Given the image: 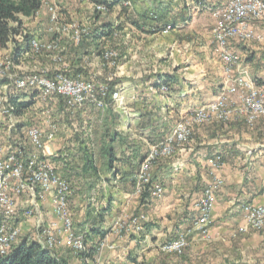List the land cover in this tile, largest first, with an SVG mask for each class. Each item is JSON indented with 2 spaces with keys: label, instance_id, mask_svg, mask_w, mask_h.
<instances>
[{
  "label": "crops",
  "instance_id": "crops-1",
  "mask_svg": "<svg viewBox=\"0 0 264 264\" xmlns=\"http://www.w3.org/2000/svg\"><path fill=\"white\" fill-rule=\"evenodd\" d=\"M226 2L209 0L199 4V0H132L131 6L125 7L126 13L122 16L124 28L133 30L138 40L135 45L137 64L144 67L149 62L150 66L148 72L135 69L132 74L125 65L119 79L126 111H118L119 118L114 128L119 134L116 140H132L123 150L126 154L123 155L130 159L118 167L120 173L129 175L136 172L150 145L158 143L171 132L177 121L192 115L195 109L207 104L223 88L224 65L214 51L211 11ZM43 14L44 11H40V17ZM167 26L171 30L163 33ZM41 29L35 25L29 33L41 37ZM256 31L263 33L264 23H257ZM48 34L52 36L51 40L54 35ZM163 43H166L167 51L180 46H190V49L183 55L178 50L170 51L171 55L164 57L159 54ZM232 48L238 53L249 54L244 65L253 76L259 77L264 63V39L255 40L254 44L236 41ZM159 58L164 61L158 63ZM164 75L172 80H168L172 86L165 93L157 86L159 82L163 84ZM89 107L75 120L86 117L91 112ZM4 126L6 123L0 122V143L8 140L3 132ZM258 130L264 133V119ZM242 131L239 123L226 129L220 125L208 129L197 127L191 143L184 145L183 150L171 159L156 164L152 180L162 184L164 193L160 198H149L145 203H142L141 196L134 194L130 177L121 178V174L111 176L113 168L104 170L103 180L95 178L97 175L87 177L84 186L97 193H93L92 205L87 203L83 206L78 199H70L69 208L72 202L81 204L79 211L70 209L74 231L88 234L92 228L88 214L109 207L103 212L102 230L106 232L120 215L131 217L141 214L145 218L140 233L108 234L100 257L102 264H264V231H239L244 222V207L264 205V142L248 144L244 142ZM18 133L15 126L10 133L13 140L20 139ZM22 143L27 148L30 146L28 142ZM54 145L46 147L50 157L57 154L58 149ZM58 172L67 179L63 172ZM215 177L221 186L215 192L210 221L205 226L210 235L208 239L196 223L201 215L200 204L205 191ZM51 199L52 193H49L42 203L44 226L56 220ZM26 205L22 204V215ZM16 224L21 229V237L27 238L32 233V219L18 216ZM59 230H62L61 226ZM181 232L187 233V255L177 258L161 254L159 246L175 239ZM238 241L246 242L242 245L243 250L238 247ZM88 245L92 246V242ZM52 253L68 264L81 263L63 245L56 246Z\"/></svg>",
  "mask_w": 264,
  "mask_h": 264
},
{
  "label": "built area",
  "instance_id": "built-area-1",
  "mask_svg": "<svg viewBox=\"0 0 264 264\" xmlns=\"http://www.w3.org/2000/svg\"><path fill=\"white\" fill-rule=\"evenodd\" d=\"M120 1L127 7L132 4V0ZM207 2L209 0H199V4ZM110 4L109 2L93 5L98 12H107ZM48 9L50 22L55 29L49 27L47 32L53 33L55 37L45 41L35 35L30 41V50L24 54L25 56L41 53L53 55L59 50L61 37L64 34H71L73 42L79 44L90 32L74 21L61 23L56 6L51 5ZM211 15L214 19L212 31L214 51L224 65L223 88L207 104L195 109L192 115L180 119L168 135L149 147L138 170L132 176L134 194L137 196H141L145 190L153 199L163 195L162 184L152 180L154 165L157 159L169 157L174 154L176 148L185 145L194 124L203 123L212 116L227 119L234 107L237 113H244L249 121L264 115V63L261 75L257 79L243 64L241 55L232 48V43L236 41L264 39V32L256 31V24L264 23V0H227L224 5L212 9ZM170 30L171 27L167 26L163 33H168ZM115 55L116 53L108 51L103 53L106 59ZM9 64L10 62L0 66L8 69L5 66ZM3 69H0V120L7 125L8 140L0 143V258L9 254L13 244L20 237L21 229L16 224V218L22 204H27L23 216L25 219H32L33 222L29 240L37 242L49 251L63 245L80 255L81 260L89 263L90 259L86 257V254L90 246L85 235L77 234L73 227L69 208L70 183L57 171L50 154L46 151L48 143L55 139L56 124L49 121L46 142L43 140V130L37 127L28 128L25 132L30 144L28 149L26 144L20 142V139L13 140L10 135L16 126V115L9 103V98L16 92L37 94L36 97H41L43 100L61 96L69 111H77L86 104L100 110L107 106L108 99L117 107L123 105L124 98L120 87H115L109 95V82L112 79L84 80L80 76H68L61 72L52 75L31 73L18 76L8 74ZM160 91L165 93L168 87L163 84L160 86ZM10 139H12L11 143ZM218 164L219 161L216 162V166ZM220 186V180L215 177L205 191L200 204L201 215L197 221L200 230L210 221L215 192ZM49 193H52V213L56 220L44 226L42 203ZM243 214L245 225L259 228L264 223V205H247L244 207ZM144 218L145 216L141 214L131 217L118 216L95 247L92 263L102 264L100 257L106 247L109 233L117 235L123 232L140 233ZM186 244L187 233L181 232L175 239L163 243L160 250L181 253Z\"/></svg>",
  "mask_w": 264,
  "mask_h": 264
},
{
  "label": "rangeland",
  "instance_id": "rangeland-1",
  "mask_svg": "<svg viewBox=\"0 0 264 264\" xmlns=\"http://www.w3.org/2000/svg\"><path fill=\"white\" fill-rule=\"evenodd\" d=\"M51 5L56 6L61 23H68L70 21H74L77 22L82 28L88 29L89 31L91 28L93 29L102 22L112 21L117 30L114 33L113 36L114 38L112 39V41L106 43L104 52L105 51L113 52L116 53V55L111 56L108 59L104 58L103 54L101 57H98L95 55V47L94 44L92 43L88 46V51H90V53L86 55L84 53V50L80 48L81 44L84 42L86 37L83 38L79 44H76L75 42H73V39H71V34H64L63 37H61V45L59 47V50L55 52V54L53 55H48L46 53L34 54V55L30 54L21 58L18 64H14L10 56L11 50L3 51L0 54V64H5L8 62H10V64L9 66L7 65L5 66L8 67V69H3L1 66L0 69L5 70L6 73L8 74L12 73L18 76H25L31 73L49 75V74H54L56 72L57 73L61 72L65 74L66 72H72L73 70L79 68L81 69L82 72L81 73L83 76L82 79L93 80V81H101V80L104 81L108 79H112L111 81L119 80L122 77L121 73L125 71L124 70L125 65L128 66L127 71H130V73L132 74L133 71H135V69L142 71L143 69H146L145 71L148 72L150 66L149 62H147L146 63L147 66L144 67H142L141 64L140 65L137 64L136 57L138 56V53L135 51L137 49L135 45H136V41L138 40L135 37V33L133 32V30L130 29L128 30L124 28L125 22L123 21L124 19L122 16L124 13H126L125 7L127 6L118 3L109 11L98 13V11L95 9V6L93 5V3L90 2V0H45L42 8L38 12H36L35 15L31 17L22 18L26 32H29V30L33 29L35 25H38L40 26V28H42L41 31L39 32L41 34L40 38L44 39L45 41H49V38H51L52 36L48 34V32L45 33V30L47 31L49 27L54 28V26L50 22V16L48 11L49 10L48 8ZM40 11H44L42 17H40ZM119 27L121 28V30L118 29ZM54 37L55 35L53 36V38ZM254 41H248V42L239 41V43L254 44ZM162 47L163 50L160 51L159 54H162L161 56L164 57L171 55V53L173 52H177L176 50H178L180 54L183 55V53L186 52V50L190 49V46L186 48L180 46V47H176L174 51H172L171 49H168L167 51L165 49L166 43H163ZM170 51L172 52L170 53ZM239 54L241 55L243 64L247 62L246 58L249 57V54L248 53L247 54L239 53ZM146 55L148 57L150 56L149 54ZM162 61H164L163 58L158 59V63ZM171 65H172V61L169 67H171ZM255 78L258 79V77ZM121 84L122 83H119V87ZM33 98H34L33 105L27 108L21 116L16 117L15 119V124L17 122V124L22 123L25 125L23 128H21L20 131H18L19 132L18 137L20 138V142H28L25 141V137H26L25 132L30 127H37L43 130L44 131L43 140L44 142H46V135L49 129L48 124L49 121L50 122L53 121V123L56 124L57 131L55 133L54 141L48 144L49 145L55 144L54 147H57L58 149V151L56 152L67 154L69 156L68 157L69 163L73 167H77L81 165L82 162L80 156L77 155L78 143L77 140L75 139V134L86 133V135H88L87 136L88 146L93 152L97 164L98 177L95 178L103 180L104 170L107 169L106 159L103 152V148L106 145V140L104 139V131L108 130L109 128L108 124L111 123L109 122V120L106 121L104 117L106 116V110L109 108V106H112L114 109L116 108L115 111H117V113L118 111L121 112L126 111V109L124 108L125 103H123L122 106L117 107L114 103L110 102L107 103V106L104 109H100V110L94 109L93 107H89L91 112L86 114V117L77 119L76 121L75 118L79 117L78 114L81 111L85 110V107L88 106L89 104H86L77 111L76 110L69 111L64 109L63 107L61 108L58 100L55 99L43 100L41 99V97L39 98L36 96ZM226 109L229 110V108ZM231 110L232 113L230 114V117L227 119H222L217 116H212L211 118H209V120L203 123L194 124L191 127L192 128L191 134L185 145L192 142L195 129L197 127H204L208 129V127L210 126L220 125L222 129L224 128L226 129V127H229L230 125H233L235 123H239L240 126L243 128L242 132L244 135L243 136L244 142L248 144H252L253 142L255 143L264 142V133L258 130V128L262 125V120L264 119V115H259L258 117H255L252 121H249L244 113H240V114L237 113L238 111L235 107ZM88 117L89 118L91 117L90 119L92 120H90ZM0 122L3 123V120H1ZM4 127H2L3 132L7 134V125ZM261 133L263 136L261 135ZM5 138L7 137L5 136ZM261 138L263 139V141H257V139H261ZM11 142L12 139H10V143ZM129 143L131 144L132 140H129L127 138H124L123 142L120 140H116L113 143L115 154L117 155V158L120 159L114 162V167H116L115 169H118V167L121 164L126 162L127 157L124 156L126 154H124L123 150H125L129 146ZM58 144L60 146H58ZM183 147L184 145L180 148H176L174 154L169 157H161L157 159L154 168L156 164H158L159 162L163 160L171 159L179 150H183ZM28 148H30V146ZM71 178L72 179H68L69 180L68 182L70 183L71 186V195L69 197V203H70V199L75 198L78 199L79 203H81L83 206H86L87 203H90L92 205L93 193H97V191L94 192L93 188H86L84 186L83 182L87 177L81 178V177L73 176ZM95 190H99V189H95ZM79 203H77L76 205L74 204V202H72V207L70 206L71 211L74 212L79 211L81 209L79 208V205H81ZM18 216H20L21 219L24 217L22 215V212H19ZM196 224H197V228L199 229L198 222ZM245 224L246 222L244 221L243 224L239 227V231L242 233H249L252 231L256 233H261L262 231H264V223L259 228L258 227L255 228L252 225L249 224L245 225ZM205 229H206L205 227L202 229V231H204L203 235L205 238L209 239L210 235L208 234V231ZM27 238H29V235L27 236ZM243 244L246 245V242L244 241L242 243L241 241H238V247L241 250H243L242 249ZM160 246H159V252L161 254L170 255L177 258H183L187 255V252L189 250V241L187 238V244L181 253L162 251L160 250ZM70 252L72 253V255H74L75 257L81 260L80 255H77L71 249ZM247 254L249 255V252L245 253L246 256ZM259 258L262 259L261 256H259Z\"/></svg>",
  "mask_w": 264,
  "mask_h": 264
},
{
  "label": "trees",
  "instance_id": "trees-1",
  "mask_svg": "<svg viewBox=\"0 0 264 264\" xmlns=\"http://www.w3.org/2000/svg\"><path fill=\"white\" fill-rule=\"evenodd\" d=\"M44 1L45 0H0V54L3 51L11 50L10 56L14 64H18L20 59L25 56L24 54L29 52L30 41L35 36L34 34L25 31L22 18L35 15L36 12H38L42 8ZM90 2L93 4L110 2L111 4L109 6V10L116 6L118 3H121L120 0H90ZM118 29L121 30L120 27ZM116 30L117 29L112 21L102 22L93 29H90L89 34L86 36V41L84 40L80 48L83 49L84 53L87 55L90 53V51H88V46L92 43L95 47V55L101 57L104 52L106 43L112 41ZM81 73V69L77 68L72 72H66L65 74L68 76L83 77ZM162 77L163 84L168 87L169 91L172 85L171 83H168V80H172L166 75ZM119 83V80H113L109 82V95L115 90V87L119 86ZM163 84L159 82L157 83V86L160 88V86ZM36 95L37 94L30 95L25 92H16L10 96L9 103L14 108L16 117L21 116L27 108L33 105V97H35ZM52 99L58 100L60 107H63L67 110L63 97L55 96ZM107 102L110 103L109 99L107 100ZM88 106L96 109L92 105ZM104 118L106 121L109 120V122H111L109 123L110 125L108 124V130L104 131V139L106 140V145L103 148V152L106 159L107 169L112 170L113 168V172H111L112 177L119 174H121V178L130 177V182L133 185L132 176L135 174V172L128 175L125 173H120V171H116L119 169H115L116 167H114V162L120 160L119 158H117L113 147V143L116 141V137L119 136V134L114 129L115 124L119 118V114L114 111V108L112 106H109V108L106 110V116ZM24 126V124L18 123L16 125V131H20ZM87 136L88 135H86V133L75 134V139L78 143L77 155H79L81 158V165L73 167L68 161L69 156L64 153L58 152L55 156L51 157V160L54 162L57 171L63 172L64 176L67 177V180L68 178H71L73 176L86 178L89 176L97 175V164L94 158V154L88 146ZM120 141L123 142L124 139L121 138ZM145 154L141 158V161L143 160ZM127 159H130V157H127ZM149 197V192L147 190L143 191V193L141 194L142 203H145L149 199ZM108 210L109 207H105L104 209H102V211L100 210L95 214L91 212L88 214L92 221V228L90 232L85 235V238L87 243L92 242V246L89 247L90 250L86 254V257L90 259V262L87 263L82 260L80 264H93L92 260L95 252V246L106 234V231L102 230V225L104 223L103 212ZM0 264H68V262L54 255L52 251L42 248L37 242L29 240V238L20 236L13 244L9 254L5 257L0 258Z\"/></svg>",
  "mask_w": 264,
  "mask_h": 264
}]
</instances>
